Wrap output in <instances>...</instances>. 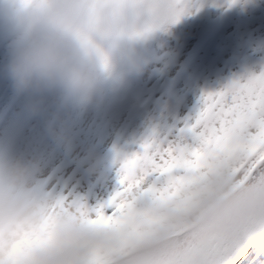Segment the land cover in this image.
Wrapping results in <instances>:
<instances>
[{
	"label": "rangeland",
	"instance_id": "374dc122",
	"mask_svg": "<svg viewBox=\"0 0 264 264\" xmlns=\"http://www.w3.org/2000/svg\"><path fill=\"white\" fill-rule=\"evenodd\" d=\"M184 3L176 22L135 41L143 71H129L125 62L91 103L64 104L50 94L32 113L4 73L15 14L12 0H0V152L38 162L46 191L94 216L119 187L117 151L139 150L153 132L174 139L202 106L204 91L264 65V0ZM61 129L72 137L71 149L56 135Z\"/></svg>",
	"mask_w": 264,
	"mask_h": 264
},
{
	"label": "snow or ice",
	"instance_id": "6c2138e0",
	"mask_svg": "<svg viewBox=\"0 0 264 264\" xmlns=\"http://www.w3.org/2000/svg\"><path fill=\"white\" fill-rule=\"evenodd\" d=\"M185 8L184 0H147L148 29L176 22ZM201 100L174 139L153 132L139 150L117 151L118 189L94 216L79 208L103 233L89 264H111L115 254L138 250L156 233L165 243L151 264H264V65L204 91ZM217 200H230L236 211L209 224L193 218ZM65 206L54 197L28 238L40 236Z\"/></svg>",
	"mask_w": 264,
	"mask_h": 264
},
{
	"label": "clouds",
	"instance_id": "9594fccd",
	"mask_svg": "<svg viewBox=\"0 0 264 264\" xmlns=\"http://www.w3.org/2000/svg\"><path fill=\"white\" fill-rule=\"evenodd\" d=\"M147 0H12L15 25L4 73L17 97L37 113L50 94L64 104L87 105L116 77L118 65L141 72L135 41L147 27ZM56 135L71 149L64 129ZM38 162L0 152V264H89L103 233L70 203L38 237L28 238L48 216L54 197L44 188ZM236 211L230 200L196 209L202 224ZM165 240L149 235L138 250L115 254L111 264H151Z\"/></svg>",
	"mask_w": 264,
	"mask_h": 264
},
{
	"label": "bare ground",
	"instance_id": "6f19581e",
	"mask_svg": "<svg viewBox=\"0 0 264 264\" xmlns=\"http://www.w3.org/2000/svg\"><path fill=\"white\" fill-rule=\"evenodd\" d=\"M0 58H1V55H0ZM0 128H1V110H0Z\"/></svg>",
	"mask_w": 264,
	"mask_h": 264
}]
</instances>
